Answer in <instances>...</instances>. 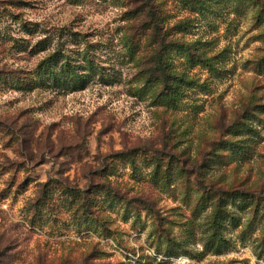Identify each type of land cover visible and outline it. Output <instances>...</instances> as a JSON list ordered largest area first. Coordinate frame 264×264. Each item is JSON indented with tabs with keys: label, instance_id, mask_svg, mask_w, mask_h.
Returning <instances> with one entry per match:
<instances>
[{
	"label": "rangeland",
	"instance_id": "obj_1",
	"mask_svg": "<svg viewBox=\"0 0 264 264\" xmlns=\"http://www.w3.org/2000/svg\"><path fill=\"white\" fill-rule=\"evenodd\" d=\"M0 264H264V0H0Z\"/></svg>",
	"mask_w": 264,
	"mask_h": 264
}]
</instances>
